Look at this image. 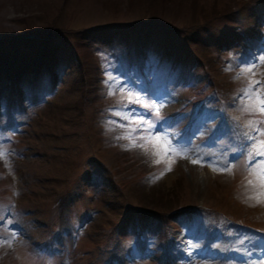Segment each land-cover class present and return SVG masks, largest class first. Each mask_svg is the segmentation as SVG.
<instances>
[{
  "label": "rangeland",
  "instance_id": "rangeland-1",
  "mask_svg": "<svg viewBox=\"0 0 264 264\" xmlns=\"http://www.w3.org/2000/svg\"><path fill=\"white\" fill-rule=\"evenodd\" d=\"M5 38L0 264H126L125 249L133 264H264V165L251 133L260 123L264 138V113L245 110L258 101L244 95L259 81L251 92L264 100V0H0ZM140 119L157 129L130 122Z\"/></svg>",
  "mask_w": 264,
  "mask_h": 264
},
{
  "label": "snow or ice",
  "instance_id": "snow-or-ice-1",
  "mask_svg": "<svg viewBox=\"0 0 264 264\" xmlns=\"http://www.w3.org/2000/svg\"><path fill=\"white\" fill-rule=\"evenodd\" d=\"M251 69H249L250 71ZM260 82L259 81H256L254 82V84H259ZM254 84H250L249 86V89L244 93L245 96L249 97L250 98V94L251 95H256L257 97V101L258 103L256 104H252L251 106H246V109L245 110H255L257 112H260V113H264V100H261L259 95L257 93H252L251 92V88L254 86ZM124 89L121 88V91H123ZM139 99V96H137V100ZM129 102L132 103L134 102L132 100V93L131 91L129 90ZM142 107H147L146 105H141ZM153 115H156L157 118H159V108H157L155 110L154 113H152ZM130 122H133V123H139L142 127H145L146 129L148 130H155L157 129V125L155 122H149V120H144V119H140L139 121H136V120H132ZM143 138V137H142ZM148 141H155V142H160L162 140V137L159 136V135H155V136H152L151 135V131H149V136L146 138ZM166 140V136L165 138H163ZM178 143V142H177ZM171 144V141H167V143L165 144V148H164V151H165V155H169L172 151L175 150V146L173 145L172 147H168V145ZM140 147H143V145H139ZM256 155H259V156H264V151H257L256 152ZM155 163H161L162 161L160 159H157L154 161ZM194 163L196 161H193ZM258 164H261V165H264V160L262 161H258ZM170 170V169H169ZM251 183V182H250Z\"/></svg>",
  "mask_w": 264,
  "mask_h": 264
},
{
  "label": "trees",
  "instance_id": "trees-1",
  "mask_svg": "<svg viewBox=\"0 0 264 264\" xmlns=\"http://www.w3.org/2000/svg\"><path fill=\"white\" fill-rule=\"evenodd\" d=\"M208 18H211L210 16H208L205 20L207 21L208 20ZM204 22V21H203ZM149 22H141V23H138L139 24V26H144V25H147ZM133 26H135V25H133ZM98 29H95L94 30V32L95 31H97ZM97 32H99V31H97Z\"/></svg>",
  "mask_w": 264,
  "mask_h": 264
}]
</instances>
